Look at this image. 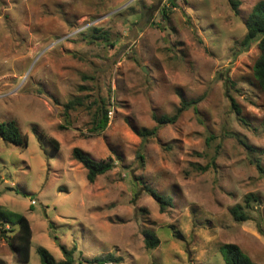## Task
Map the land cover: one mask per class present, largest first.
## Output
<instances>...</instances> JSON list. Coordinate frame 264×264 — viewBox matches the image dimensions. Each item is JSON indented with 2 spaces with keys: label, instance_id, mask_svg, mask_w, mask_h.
Listing matches in <instances>:
<instances>
[{
  "label": "rangeland",
  "instance_id": "obj_1",
  "mask_svg": "<svg viewBox=\"0 0 264 264\" xmlns=\"http://www.w3.org/2000/svg\"><path fill=\"white\" fill-rule=\"evenodd\" d=\"M260 1L236 14L229 0H0V124L27 138H0V206L32 230L27 263L1 237L0 261L41 264L44 248L63 262L62 246L73 264H225L235 244L264 264L260 52L242 44ZM183 100L196 110L157 123ZM98 111L109 123L97 133ZM75 148L115 168L90 184ZM145 187L172 206L161 213ZM236 206L247 222L234 220Z\"/></svg>",
  "mask_w": 264,
  "mask_h": 264
},
{
  "label": "trees",
  "instance_id": "obj_2",
  "mask_svg": "<svg viewBox=\"0 0 264 264\" xmlns=\"http://www.w3.org/2000/svg\"><path fill=\"white\" fill-rule=\"evenodd\" d=\"M242 0H229L231 9L238 14L241 6ZM246 36L243 40V46L249 47L252 43H258L259 56L253 66V75L255 80L258 83V86L261 92L264 94V0L260 1L255 9L253 14L248 18L246 22ZM232 107L236 112V115L239 117V120L245 124V121L240 119L241 111L236 105L234 99L231 98ZM198 101L187 102L183 100L181 106L177 109L176 114L173 117H163L157 119L159 125H170L175 124L180 116L190 108L196 110V105ZM72 103L66 106L67 109H70ZM108 114L107 111L98 113L94 118V132H102L108 126ZM139 137L147 139L148 137L154 136L156 130L152 131H141L137 133ZM0 138L6 142L13 143L17 146L26 147L27 138L24 136L16 122L9 121L6 123L0 124ZM56 146V145H55ZM243 146L252 154L257 153V149L249 145L243 144ZM57 147V146H56ZM72 158L83 168L87 170V180L90 184L96 182L97 178L111 172L115 168L113 161H95L90 156L85 154L82 150L75 148L72 152ZM142 159V157H140ZM258 169L262 171L263 169L258 164ZM145 190L150 194V196L159 204L160 212L165 213L168 208H170L171 200L166 199L163 196L158 195L156 192L152 191L148 187H145ZM8 191H14L12 188H9ZM231 214L234 220L238 223L247 222L249 220L248 215H246L241 206H236L231 210ZM9 226L8 229H4L3 226ZM11 234L9 236L8 234ZM144 244L146 250H154L159 244L160 240L157 235L150 230L143 232ZM0 237L6 242V244L11 249L14 256H16L17 261L21 263H27L31 257V242H32V230L30 222L23 215L11 214L5 212L4 209L0 206ZM61 250L64 253L65 261L56 262L51 254L44 248L38 249V255L40 258L41 264H73V251H68L65 247L61 246ZM224 261L225 264H255L250 257H248L239 246L235 244H227L224 247ZM95 262L98 264L115 262L113 257H105L96 259ZM0 264H5L0 261Z\"/></svg>",
  "mask_w": 264,
  "mask_h": 264
},
{
  "label": "built area",
  "instance_id": "obj_3",
  "mask_svg": "<svg viewBox=\"0 0 264 264\" xmlns=\"http://www.w3.org/2000/svg\"><path fill=\"white\" fill-rule=\"evenodd\" d=\"M102 264H111V263H102Z\"/></svg>",
  "mask_w": 264,
  "mask_h": 264
}]
</instances>
